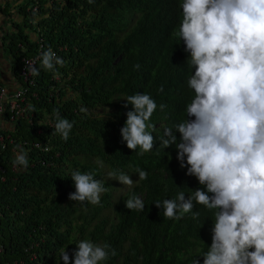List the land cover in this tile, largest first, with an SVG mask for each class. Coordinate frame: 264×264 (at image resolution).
Returning <instances> with one entry per match:
<instances>
[{"label": "trees", "instance_id": "1", "mask_svg": "<svg viewBox=\"0 0 264 264\" xmlns=\"http://www.w3.org/2000/svg\"><path fill=\"white\" fill-rule=\"evenodd\" d=\"M16 1L12 7L22 19L11 21L1 47L13 77L20 81V59L37 53L39 37L41 52L51 48L65 63L46 70L39 56L40 72L28 91L35 94L28 97L35 108L26 111L31 122L18 118L13 123L15 138L40 142L47 150L31 148L27 169H10L8 150L0 156L5 166L0 181V264H64L60 250L66 248L71 257L81 239L107 242L115 249L116 255L103 264H192L211 243L212 213L196 205L198 219L189 213L166 220L153 203L175 198L180 191L187 197L202 187L179 167L175 147L161 143L164 129L186 118V104L194 95L186 84L191 73L187 53L173 36L181 19L179 0ZM6 2L1 11L11 18ZM23 24L29 29L22 30ZM54 74L58 81L51 79ZM137 92L167 105L153 114L156 147L143 156L127 148L119 131L132 107L125 108L124 99ZM81 107L88 114L80 112ZM53 110L74 122L67 141L55 134ZM136 168L148 172L147 180H138ZM76 169L92 171L105 181L108 191L99 205L68 199L69 190L75 191L70 174ZM115 170L136 178L132 188L118 195L111 194L112 183L103 176ZM133 193L142 197L143 211L126 207Z\"/></svg>", "mask_w": 264, "mask_h": 264}, {"label": "clouds", "instance_id": "2", "mask_svg": "<svg viewBox=\"0 0 264 264\" xmlns=\"http://www.w3.org/2000/svg\"><path fill=\"white\" fill-rule=\"evenodd\" d=\"M179 6L181 19L173 36L187 53L191 73L186 84L194 95L186 104V118L166 127L161 143L164 148L175 147L179 167L202 187L187 197L180 191L175 198L153 203L162 208L166 220H180L189 213L198 219L200 212L193 211L196 205L212 213L211 243L192 264H201L200 257L202 264H264V0H179ZM41 49L37 53L44 69L54 71L56 65H64L51 48ZM26 72L38 76L40 69L29 64ZM124 101L125 108L132 107L119 129L121 140L143 156L156 147L153 114L167 105H157L150 94L141 92ZM28 110L35 108L30 104ZM79 110L88 114L84 107ZM53 114L55 134L67 141L74 122L58 110ZM18 149L12 163L27 169L28 153ZM98 164L103 167L102 161ZM135 172L139 181L147 180V171L136 168ZM70 177L75 187L68 194L71 201L99 205L108 191L105 181L92 171L76 169ZM107 177L129 188L134 185L122 170L109 171ZM125 205L130 210L145 208L135 193ZM75 245L71 257L66 248L60 250L64 264H103L116 255L107 242L81 239Z\"/></svg>", "mask_w": 264, "mask_h": 264}, {"label": "built area", "instance_id": "3", "mask_svg": "<svg viewBox=\"0 0 264 264\" xmlns=\"http://www.w3.org/2000/svg\"><path fill=\"white\" fill-rule=\"evenodd\" d=\"M36 3L32 6V10H35ZM27 9V8H26ZM41 38H37L38 43V51L41 48V44L39 43ZM39 59V53L34 54L33 56L22 57L20 59L21 66L19 69L20 81L17 87L13 89L7 90L5 86L1 83V74H0V119L1 122H6L10 124V127L4 128L2 124H0V156L4 158L2 153L5 151H9V160L7 165H9L10 169H18L12 163L14 158V152L18 151V146L25 149L28 153L29 150L37 149L38 151L45 152L47 147L40 142H27L21 138H15L12 134L13 132V123L18 118L26 119L27 122L30 121V113H26L29 102V95L35 96L34 92L31 94L28 92L29 87L34 85L33 76L26 72V68L29 64H33L36 66V63ZM16 81L17 79L14 78ZM51 79L57 81L58 76L56 74L52 75ZM50 94L48 95V97ZM40 130L37 129V132ZM32 148V149H31ZM5 172V166L0 164V181L3 180Z\"/></svg>", "mask_w": 264, "mask_h": 264}, {"label": "rangeland", "instance_id": "4", "mask_svg": "<svg viewBox=\"0 0 264 264\" xmlns=\"http://www.w3.org/2000/svg\"><path fill=\"white\" fill-rule=\"evenodd\" d=\"M7 2L6 3H8L9 4V6H8V11H11V13L12 14H15V11H16V9H14V10H12V9H10L11 7H12V5H13V1H16V0H11V2H9V0H6ZM18 1H16L15 3H17ZM21 2V1H20ZM1 6H2V4H1ZM2 9V8H1ZM14 16H16L15 17V21L16 22H19L20 21V19H18V20H16V18H17V14H15ZM2 18V17H1ZM19 18V17H18ZM4 22H0V31L2 30V33L3 34H5L6 32H7V30L9 29V25H8V21H10L8 18L7 19H4L3 20ZM0 38H1V34H0ZM0 47H2V43H0ZM0 54L2 55V52L0 51ZM0 55V56H1ZM6 59H8L7 57H6ZM9 60V59H8ZM7 68H9V66L7 67ZM99 109L100 108H96L94 111H96V112H98L99 111ZM103 176H104V178L105 179H107V180H109L111 183H112V187H113V191H112V195H118V194H120V193H122V192H124V191H126V190H128L129 189V187L128 186H126V185H122L118 180H114V179H108V177H107V172L106 173H104L103 174ZM133 180H134V184L136 183V178L134 177V178H132ZM70 192H72L71 190H69V193Z\"/></svg>", "mask_w": 264, "mask_h": 264}, {"label": "crops", "instance_id": "5", "mask_svg": "<svg viewBox=\"0 0 264 264\" xmlns=\"http://www.w3.org/2000/svg\"><path fill=\"white\" fill-rule=\"evenodd\" d=\"M2 1L3 0H0V22H1V8H3L1 6ZM10 1L11 0H9V2ZM15 2L13 1V5L15 4ZM10 9L14 10L13 7H11ZM0 51H1V47H0ZM0 62H4V68L2 70H0L2 85L5 86L7 90H10V89H13L14 87H17L19 85V81L18 80L16 81L14 79L13 75L10 73L9 68H7L10 64L9 60L6 59L5 56L1 55L0 56ZM1 120L2 119H0V124H2L4 128L10 127V124H7L6 122H1Z\"/></svg>", "mask_w": 264, "mask_h": 264}, {"label": "flooded vegetation", "instance_id": "6", "mask_svg": "<svg viewBox=\"0 0 264 264\" xmlns=\"http://www.w3.org/2000/svg\"><path fill=\"white\" fill-rule=\"evenodd\" d=\"M1 10H2V9H1ZM14 15H15V14H12L13 17L9 18V17H7L4 13H2V11H1V17H2V18H1V23L4 22V21H3L4 19H7V18H8V19L10 20V21H8L9 29L7 30L6 33L10 32V30L12 29L10 23H11V21H15V17H16V16H14ZM18 17H19V16H17L16 20H18V19L21 20V19H22L21 16H20L19 18H18ZM15 22H16V21H15ZM19 22H20V21H19ZM21 29H22V30H28L29 28H28L26 25L24 26V24H23V25H21ZM35 29H36V28H35ZM35 29H34V30H35ZM6 33H5V34H6ZM0 34H1L0 43H2V37H3V35H4V34L2 33V30L0 31ZM29 35L31 36L32 39L35 37L34 34L31 33V32H30Z\"/></svg>", "mask_w": 264, "mask_h": 264}]
</instances>
